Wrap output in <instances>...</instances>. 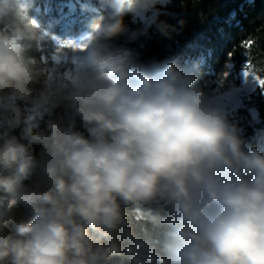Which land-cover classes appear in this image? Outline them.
Listing matches in <instances>:
<instances>
[{"label": "clouds", "instance_id": "clouds-1", "mask_svg": "<svg viewBox=\"0 0 264 264\" xmlns=\"http://www.w3.org/2000/svg\"><path fill=\"white\" fill-rule=\"evenodd\" d=\"M172 3L85 0L61 37L35 0H0V264H264V145L232 107L264 94V61L253 48L215 81L203 55L144 62L128 45L186 27L161 19Z\"/></svg>", "mask_w": 264, "mask_h": 264}, {"label": "trees", "instance_id": "trees-1", "mask_svg": "<svg viewBox=\"0 0 264 264\" xmlns=\"http://www.w3.org/2000/svg\"><path fill=\"white\" fill-rule=\"evenodd\" d=\"M35 2L36 9L31 15L44 27L54 25L51 30L57 35L73 36L84 29L89 15L81 11V4L85 0ZM71 4L75 6V10L71 9ZM165 11L169 15L162 16L161 19L173 25L178 20H184L186 27L182 34L171 40L161 36L153 28L150 38L142 37L140 41L128 45L140 53L144 62L153 58L164 60L174 57L184 64L203 55L207 60L205 78L215 81L228 60L230 51L235 52L232 59L238 64L244 59L238 46L249 36L256 38L259 44L254 51L256 60L264 61V0H173ZM128 23L133 28L138 26L131 17L128 18ZM249 59L251 61L252 58ZM236 82L239 84L240 80L236 79ZM234 121L249 144L264 145V94L257 90L246 97L234 111ZM125 211L136 235L162 246L164 228L155 226L149 219H138L131 209Z\"/></svg>", "mask_w": 264, "mask_h": 264}, {"label": "snow or ice", "instance_id": "snow-or-ice-1", "mask_svg": "<svg viewBox=\"0 0 264 264\" xmlns=\"http://www.w3.org/2000/svg\"><path fill=\"white\" fill-rule=\"evenodd\" d=\"M65 46L71 47L73 45H71V44H69V45H62V47H65ZM235 47L236 46H234V48ZM238 47L242 50L241 51V56L243 58H245L246 57V54H250L253 48H258L259 47V44L257 43L256 38H254L252 36H249V37L245 38L244 40H242L240 42V44H239ZM234 55H235V52L234 51H230L228 53V60L231 59ZM246 66H247L248 69H251L253 67V65H252V63H251V61H250L249 58L247 60V65ZM250 74H253V73H250L248 71H246L244 73L245 76H248ZM225 75H227V73ZM256 78L257 79H260L258 76ZM260 84H261L262 87H264V80H260Z\"/></svg>", "mask_w": 264, "mask_h": 264}, {"label": "rangeland", "instance_id": "rangeland-1", "mask_svg": "<svg viewBox=\"0 0 264 264\" xmlns=\"http://www.w3.org/2000/svg\"><path fill=\"white\" fill-rule=\"evenodd\" d=\"M54 59H56V58L54 57ZM254 92H255V91H252L251 89H249V90H247V91L245 92V94H244L242 97H240L238 100L234 101L233 104H232L233 112H234L235 110H237V109L242 105V102H243V100H244L246 97H248L249 95H251V94L254 93Z\"/></svg>", "mask_w": 264, "mask_h": 264}, {"label": "built area", "instance_id": "built-area-1", "mask_svg": "<svg viewBox=\"0 0 264 264\" xmlns=\"http://www.w3.org/2000/svg\"><path fill=\"white\" fill-rule=\"evenodd\" d=\"M71 9H72V10H75V8H74L73 6H71Z\"/></svg>", "mask_w": 264, "mask_h": 264}]
</instances>
